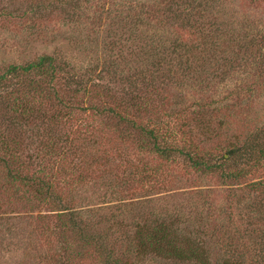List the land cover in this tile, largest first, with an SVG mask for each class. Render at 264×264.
Wrapping results in <instances>:
<instances>
[{"label": "rangeland", "instance_id": "1", "mask_svg": "<svg viewBox=\"0 0 264 264\" xmlns=\"http://www.w3.org/2000/svg\"><path fill=\"white\" fill-rule=\"evenodd\" d=\"M0 75V264H264V0H0Z\"/></svg>", "mask_w": 264, "mask_h": 264}, {"label": "trees", "instance_id": "2", "mask_svg": "<svg viewBox=\"0 0 264 264\" xmlns=\"http://www.w3.org/2000/svg\"><path fill=\"white\" fill-rule=\"evenodd\" d=\"M7 69L9 72H16L18 70L27 72L31 69H41V70L44 69L46 71L48 70L52 71L53 69L52 57L48 55H42V56L37 57V59L34 60L33 62H30L26 65L10 64ZM13 111L16 112L17 108H14ZM152 119H154L155 121H158L157 117L156 119L152 117ZM141 125L142 126L138 125L137 127L139 131H138V134H136V137H137V140L140 139V144L143 145L142 147H146L149 144H151L153 147V150L158 152L160 154V157L167 159L169 155H171V152L173 149L170 148L168 144L164 146H160L159 139L163 138V136H161L160 134L154 133V129L152 126L145 125V124H141ZM0 140H2L4 143L6 142V139L1 134H0ZM234 151H235L234 146L232 147L230 146L229 149L225 150L223 153H219L218 157L225 160L226 159L225 153L228 156H231V154ZM190 160L193 165H196L198 167H203L207 172L216 171V168L218 165L217 162L215 161L209 162V160L205 158L204 156H202L201 158H198V157L190 158ZM3 161H5V157L1 159V162ZM13 163L16 165L15 162ZM3 167H4V174L6 175L7 178L11 180H17V181H19V179L21 180L22 183L20 184V189H24L25 187H28L29 193L30 192L40 193V191L44 189L43 187H41V185L38 184L36 188L33 190L32 188L34 185L33 179H30L26 176L24 178H18L17 171H15L14 168L9 164L8 160L3 165ZM247 171L248 170L246 168H240L238 170L229 171V172L224 171L221 174V176L224 177L225 180L227 179L236 180L239 178L245 179V175L247 174ZM214 174H219V173L218 171H216ZM249 186H251L253 189L264 190V182L262 181H251ZM67 222L64 224V226H67ZM140 245L143 248L152 247L158 252L165 254V256L175 255L178 258H183V257L193 258L195 259V261L199 262L200 264L205 263L203 254L197 250V247H195V245L188 246L187 244L186 245L187 248L183 249L180 245H178V240L175 238L173 239L168 234L166 228L164 227H160V226L153 227V229H151L150 231L146 233L144 232L142 237L140 238ZM221 264H225V263H221Z\"/></svg>", "mask_w": 264, "mask_h": 264}]
</instances>
